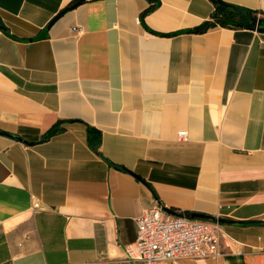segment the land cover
Returning <instances> with one entry per match:
<instances>
[{"label":"crops","instance_id":"crops-1","mask_svg":"<svg viewBox=\"0 0 264 264\" xmlns=\"http://www.w3.org/2000/svg\"><path fill=\"white\" fill-rule=\"evenodd\" d=\"M74 1L0 0V264H131L157 203L223 227L222 259L182 264H264V33H189L211 0H86L60 17Z\"/></svg>","mask_w":264,"mask_h":264},{"label":"built area","instance_id":"built-area-1","mask_svg":"<svg viewBox=\"0 0 264 264\" xmlns=\"http://www.w3.org/2000/svg\"><path fill=\"white\" fill-rule=\"evenodd\" d=\"M181 141L187 133L180 132ZM173 212V211H172ZM172 215L157 203L136 219L138 237L125 249L131 264H182L193 260H220L223 227L217 221L191 219L186 214Z\"/></svg>","mask_w":264,"mask_h":264},{"label":"trees","instance_id":"trees-1","mask_svg":"<svg viewBox=\"0 0 264 264\" xmlns=\"http://www.w3.org/2000/svg\"><path fill=\"white\" fill-rule=\"evenodd\" d=\"M86 0H75L72 5L68 8H65L64 11L60 13V17L65 13L72 11L79 7V5L84 4ZM214 5V12L209 21H206L201 24V26L191 30L189 33L201 35L206 34L216 28H224V29H235V30H252L258 31L264 28V12L250 10V9H242L233 5H228L221 0H211ZM158 7V4H155L154 7L150 8L148 11L144 13H150L155 8ZM261 22L262 26L260 28L257 27V24ZM69 123L60 121L52 130L46 133L40 143H48L53 137L58 136L66 132L65 126ZM88 140L90 149L96 154L100 155V148L102 144V133L96 129L91 127L88 128ZM101 156V155H100ZM187 216H191L190 214H186ZM258 224L256 222L248 223L244 225H253Z\"/></svg>","mask_w":264,"mask_h":264},{"label":"water","instance_id":"water-1","mask_svg":"<svg viewBox=\"0 0 264 264\" xmlns=\"http://www.w3.org/2000/svg\"><path fill=\"white\" fill-rule=\"evenodd\" d=\"M262 26V23L261 22H259L258 24H257V27L258 28H260ZM259 32L260 33H264V28H262V29H260L259 30ZM3 136H8V135H3ZM165 211L167 212V213H170V214H172V215H176L175 213H173L171 210H169V209H165ZM198 219V220H203V221H207V220H210V221H214L211 217H206V216H202V215H198V214H192L191 215V219Z\"/></svg>","mask_w":264,"mask_h":264}]
</instances>
